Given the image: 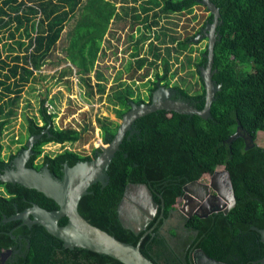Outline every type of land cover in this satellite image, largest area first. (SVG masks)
Here are the masks:
<instances>
[{
  "label": "trees",
  "instance_id": "16d2710c",
  "mask_svg": "<svg viewBox=\"0 0 264 264\" xmlns=\"http://www.w3.org/2000/svg\"><path fill=\"white\" fill-rule=\"evenodd\" d=\"M116 1L0 0V31L8 30L13 40L6 55L13 63L1 58L0 53V68L7 66V72L0 79V87L4 89L0 99L14 94L13 101H18L24 87L34 78L35 71L47 63L62 32L74 19L76 22L65 57L89 87V94L93 95L95 91L104 94L106 86L102 81L105 75L94 67L96 60L104 54L103 43L106 33H111L112 20L125 21L133 12L132 27L143 24L146 30L151 31L163 15L187 10L190 12L200 3L199 0H131L139 4L140 12H137V6H128L129 2L119 0L127 4L126 8L123 6V13L119 14ZM212 1L221 13L216 29L218 39L213 63V69L217 70L213 80L221 85V89L216 92V99L211 106L212 117L204 119L197 114H182L165 109L139 117L132 126L133 134L127 132L110 164L107 185L102 187L100 182L91 185L89 193L79 202V210L88 221L120 240L133 244L140 241L141 250L155 264H192L190 253L196 247L229 264H261L255 261L264 257V243L258 231L253 229V226L264 228V145L256 143L246 148L242 136L230 140L238 128L251 135L255 141L258 132H264V0ZM204 7L208 11L202 22L205 27L212 21L213 14ZM199 33H202V28L181 39L169 35L172 42H177L174 46L177 52L189 49L187 67L192 65V38ZM154 36L155 40L145 31L141 32L134 55H139L144 43L149 40L148 51L153 55V60H149L148 53L143 54L137 58V69H142L148 63L146 72L140 75L141 79L147 77L150 67L154 64L157 67V60L160 59L164 66L163 73L157 70L155 77L170 82L167 76L172 53L171 47L167 45L168 32L165 26ZM156 41L167 45V54L162 53L161 44ZM7 44L5 41L4 45ZM207 44L194 62L195 66H205ZM131 68L130 65L129 70ZM94 70L97 81L95 91L91 82V72ZM199 77L200 89L194 94L179 84L176 86L181 89L185 99L202 108L206 90ZM122 85L109 98L120 118L130 108V100L145 102L141 96H133L134 90L129 84ZM156 87L154 80L150 90L154 91ZM153 91H150V96ZM2 111L3 107H0ZM40 115L43 124L36 117L26 119L27 136L41 134L33 145L28 166L40 169L47 163L50 170L61 177L64 163L72 166L96 156L99 148H95L92 154H83L69 148L54 155L44 153V145L48 142L65 144L81 140L86 127L55 126L53 119L56 114L48 113L45 106L40 107ZM97 122L102 130V138L107 143L115 135L119 124L107 117L98 118ZM7 123V120H0L1 170L12 167L9 163L17 155L11 154L8 161L1 156ZM46 128L48 131L43 132ZM24 148L26 143L22 144L18 152ZM41 156L42 161H38ZM219 167L226 168L230 173L236 204L228 212H213L206 217L193 215L188 220V227L197 230V235L193 237L194 242L186 261L173 252L166 236L159 231V224L147 233L151 226L136 233L121 223L118 206L129 183L147 184L161 208L164 202V214L168 215L169 210L175 208L187 182L211 174ZM0 187V252L9 247H18V240L22 241V253L17 254L16 260L10 264H125L112 256L89 249L64 247L60 239L40 224L35 223L30 227L21 220L4 221L5 216L17 210L22 211L33 203L49 210L57 209L59 205L44 193L18 183L0 180ZM66 222L67 217L60 220V224ZM227 249L230 253L234 251L238 255L237 259L230 260L232 255L230 259L227 258Z\"/></svg>",
  "mask_w": 264,
  "mask_h": 264
},
{
  "label": "rangeland",
  "instance_id": "374dc122",
  "mask_svg": "<svg viewBox=\"0 0 264 264\" xmlns=\"http://www.w3.org/2000/svg\"><path fill=\"white\" fill-rule=\"evenodd\" d=\"M124 1L129 2L128 6H137L139 9L137 12H140L138 3H132L131 0ZM126 2L116 1L117 13H123L122 9L123 6L126 8L127 4H124ZM205 14L207 15L208 11L204 5L199 3L190 12L187 10L182 13L163 15L160 18L159 24L155 25L151 31L146 30L143 24H137L132 27L133 12L125 18V21L112 20L110 24L111 33H106V39L103 43L104 54H101L98 60H96L94 67V69L100 70L105 75V79L102 81L106 86L105 93L100 94L95 91L97 81L94 77V70L91 72V82L95 91L93 95L87 92L89 87L80 78V75L76 72V68L65 57L71 31L76 22V19H74L62 32L61 39L47 63L35 71L34 78L24 87L18 101H13L14 94L0 99V107H3V111L0 112V120H7L8 122L2 139V158L8 161L11 154L18 153L22 144L28 142L27 117H36L40 124H43L40 115V107L42 106L47 108L48 113L52 112L56 114L53 124L57 127H86L81 140L74 143L66 142L65 144L54 141L48 142L44 145V153L54 155L69 148L83 154H92L95 148L106 144L102 138V130L97 122L98 118L107 117L117 124L121 122V118L116 114V107L109 100L110 96H114L115 91L124 86H121V83H123L125 85L129 84L133 88L134 97L142 96L146 98L149 86L153 84L155 72L158 70L160 74L163 73V63L158 59L157 67L155 64L152 65L148 76L141 79L140 75L146 72L149 64L146 63L142 69H137V58L148 53L149 60H153V55L148 51L149 40L144 43L140 54L134 55L137 40L141 32L145 31L155 40L154 34L160 31L162 26H165L168 32L167 45L171 47L172 53L170 70L167 76L170 80L169 83L172 85L179 84L181 88H186L190 94H194L196 90L200 89L199 67L195 66L194 62L201 55L202 49L206 47L207 41L202 37H198V35L192 38L193 43L191 42L192 44H190L194 46V51L191 53L192 65L187 67L189 49L182 53L177 52L174 49L177 42H172L169 39V35L180 39L193 35L198 28L203 29L204 25L202 22L206 18H204ZM1 37V58H5L7 62L13 63L11 58L6 57L9 53L8 46L13 41L9 36V31L1 30ZM5 41L8 42L7 45H4ZM158 44H161L162 53L167 54L165 50L167 45L160 42ZM139 46H141V43ZM137 52H139V49H137ZM177 54L178 58L176 57ZM130 65L132 66L131 70H129ZM4 72H7V66L0 68V79H3ZM120 73L121 76L118 77ZM64 74L66 75L64 76ZM3 91L4 89L0 87V93ZM43 100L44 103L42 102ZM256 143L264 145L263 131L258 132ZM38 161H42V156ZM140 188H130V193H128L123 202L126 204L124 208L132 210L131 212L135 215H129L127 218L128 222L133 224L137 229L145 227L151 213V211L146 213L144 210L147 207V203L141 198H136L134 195L138 189L144 191V189ZM1 190L2 187H0ZM131 218H134L136 221L133 222L134 220ZM171 219L173 220V218Z\"/></svg>",
  "mask_w": 264,
  "mask_h": 264
},
{
  "label": "water",
  "instance_id": "95a60500",
  "mask_svg": "<svg viewBox=\"0 0 264 264\" xmlns=\"http://www.w3.org/2000/svg\"><path fill=\"white\" fill-rule=\"evenodd\" d=\"M213 14L211 22H208L202 29L198 37L206 38L207 49L206 65L199 66L200 76L204 82L205 104L198 108L194 103L187 99H175L172 97L173 89L169 86L161 85L152 92L150 101L135 102L130 100V108L122 115L121 122L113 138L106 144L101 145L96 150V156L91 160L79 161L74 165L64 163L61 177L56 176L44 164L40 169L27 165L33 154V145L41 134H35L29 137L26 142V148L17 153L15 158L10 161L12 167L0 169V180L3 182L18 183L28 188H34L47 197L53 198L59 205L57 209H46L38 203H33L22 211H16L10 216H5L4 221L21 220L23 224L32 226L40 224L46 230L63 242V246L74 249L75 247L89 249L101 254L112 256L125 264H155L141 250L140 241L137 244L118 239L115 235L105 229L94 225L88 221L79 210L81 198L89 193V187L97 182L102 187L109 182L108 170L110 164L119 150L121 143L130 131L133 134V124L136 119L148 113L165 109L182 114H197L204 119L212 117L211 106L216 99L215 95L221 89L220 84L213 80L214 48L217 41L216 29L220 22L219 7L212 0H199ZM46 128L43 132H47ZM242 136L246 141V148L256 145L254 138L243 133L240 128L231 136L230 140ZM221 168V167H219ZM217 168L209 183H203L196 179L184 186V203L180 209L188 215L195 213L200 217H206L213 212H228L236 204V196L233 188L232 179L226 168ZM137 187L144 189V194L157 204L153 197V192L145 183H129L126 187L124 197L130 193V188ZM140 188V189H141ZM198 188V189H196ZM210 188L216 194H210ZM122 199L124 202L126 198ZM118 206V214L121 223L136 233L143 228H135L128 222L127 218H122L121 212L124 210V204ZM164 206V202H162ZM17 209V207H16ZM153 215V214H152ZM67 217L65 224H60V220ZM257 230L261 241L264 243V228L253 226ZM15 238V235L12 234ZM12 252L11 248L3 251L2 254ZM256 262L264 264V257ZM194 264H229L209 256L203 249L198 248L193 254Z\"/></svg>",
  "mask_w": 264,
  "mask_h": 264
},
{
  "label": "flooded vegetation",
  "instance_id": "af4514ba",
  "mask_svg": "<svg viewBox=\"0 0 264 264\" xmlns=\"http://www.w3.org/2000/svg\"><path fill=\"white\" fill-rule=\"evenodd\" d=\"M204 39L206 41H208V39H206V38H204ZM154 80H156V84H157V87L154 88V89H157L161 85L169 86V87H171L173 89V93H172V97L173 98H175V99H185L183 97L181 89L178 88L176 85L170 84L169 82L166 81V79H159V78L155 77ZM150 91H153V90H150V88L148 89V93H147V97L146 98L145 97L143 98L141 96V98L145 102L150 101V99H151ZM222 168L223 167H221L219 169H222ZM213 173L205 174L201 178H199V180L201 182L207 184V183H209L210 179L212 178ZM192 181H194V180H192ZM192 181H190V182H192ZM190 182H187L185 185L189 184ZM184 186H183V188H184ZM196 189H198V188H196ZM209 193L210 194H216V192L213 189H211V188H210V192ZM184 194H185V191L183 189V193L177 199L175 208L170 209L169 210V214L165 215L164 214V209H165L164 206H162V208H161L160 204L156 200L155 201L157 202V204L154 203L150 198L145 196L144 192L139 190V189H138V191H136V194L134 193L136 198H138V199L141 198V199H143V201H145L147 203V205H146L147 207H146V209H144L145 212L149 213V211H151V213H150V215L148 217V220L146 221L147 224L145 225V227L142 230H144V229L148 228L149 226H151L150 228L147 229V231H146V233H147V232L151 231L154 226L159 224V228L158 229L163 235L166 236V239H167L168 243L170 244V247L173 250V252H175L177 254V256L181 260L186 261V258L188 256L189 250H190V248L192 246V243L194 242L193 241L194 240L193 237L197 235V230H192L187 225L188 220L193 215H196V214L192 213L191 215H188V214H186L185 212H183L180 209V207L183 205L184 200H185L184 199ZM153 197H154V193H153ZM124 198H126V197H124ZM154 199H155V197H154ZM122 202L123 201L121 200L120 203H122ZM124 207H126V204H124ZM131 211L132 210H130V209L124 208V210L121 212V214L123 213V215H121V217L122 218H128L129 215L135 216L134 213L131 212ZM171 218H173V220ZM131 219L134 220L133 222L136 221L134 218H131ZM18 241H19V246L18 247H15V248L14 247H9V248L12 249V252L2 254L3 251H5L8 248H6V249H4L3 251L0 252V264H10V263H12V262H14L16 260L17 254H21L22 253V248H21L22 247V241H21V239H19ZM198 248H200V247L193 248L191 253H190L192 264H194L193 263V254H194L195 250L198 249ZM231 255L233 256V258L230 257ZM225 256L227 258L230 257L231 259L230 258L229 259L232 260V259H237L238 255L234 251L232 253H230L229 249H227L226 252H225Z\"/></svg>",
  "mask_w": 264,
  "mask_h": 264
}]
</instances>
